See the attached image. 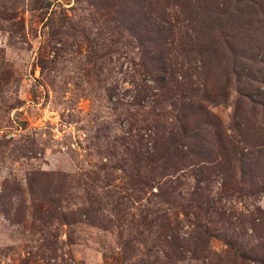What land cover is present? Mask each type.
<instances>
[{"label":"rangeland","instance_id":"obj_1","mask_svg":"<svg viewBox=\"0 0 264 264\" xmlns=\"http://www.w3.org/2000/svg\"><path fill=\"white\" fill-rule=\"evenodd\" d=\"M92 1L0 0V264H251L234 250L264 245V0ZM140 13L181 75L161 96ZM187 104L189 137L210 124L184 147ZM215 122L256 147L234 173Z\"/></svg>","mask_w":264,"mask_h":264},{"label":"trees","instance_id":"obj_2","mask_svg":"<svg viewBox=\"0 0 264 264\" xmlns=\"http://www.w3.org/2000/svg\"><path fill=\"white\" fill-rule=\"evenodd\" d=\"M83 1L87 2L89 5H93L92 0H83ZM148 17H149L148 14L146 15V14L140 13L137 17L138 19L136 20V22L130 27V30H132L134 34H138L140 37H144L142 41H140V47L142 49V54H143L142 57L145 60V63L143 66L144 74L148 76L149 82H153L157 85V88H158L157 94L160 95L161 93L163 94L164 92H171L175 88H177V86L179 85V79H181V75H179V72L172 71L174 76L167 77V78L165 77V74H167V71H171L166 67L165 57L163 55L164 54L163 48L166 46L167 38L162 35V33L165 32V31H162V29L166 30V27H164V25L160 23L152 22L150 19H148ZM155 32H156V36H154ZM141 33H143V35ZM146 44L148 45V47L146 46ZM236 66H237V71L235 75L237 78H239L241 74L244 71H246V69L243 68L242 59L240 60V64L238 62L236 63ZM175 75H176V79L174 78ZM140 90L143 92V98L145 99L147 97L145 93V88L140 89ZM255 95L257 97L262 96L261 94H255ZM187 106L189 108V113H185V111L184 112L182 111L183 117L179 116V114L177 113L176 122H175V124L177 123L175 127L178 128L175 140L178 141L180 145H183L184 147L189 146L190 144L188 142L189 139L191 138H196V140L199 139L197 134L201 133L200 132L201 128L205 125L210 124V121L208 120V118H205L203 116L202 118L204 119L201 118L198 121L197 123L198 127L196 128L194 127L192 129L191 136L189 137V133L187 132L188 130L182 123V120L186 122V125L188 126L192 116L198 117V113L200 112V110H202V107H201V104L200 105L199 104L198 105L187 104ZM215 123H216L215 134L217 135L220 141L219 150H218L219 155H216L218 164L221 166L222 171L228 170L234 173L237 170L234 163L236 162L235 156L238 151V147L242 149L248 148V150L256 148V147L253 144L249 145L247 143V139L242 135L243 127L240 124H237L235 126V129H233L234 135L236 136H232V133L229 132L227 129H224L221 125H218V122H215ZM185 136L187 137L185 138ZM261 147L259 145V149ZM164 150L166 149L164 148ZM197 156L198 154L191 155V157L196 161L195 162L196 165L201 164V163H203L204 165L207 163L214 162V159H209L206 162L204 159H198ZM244 160H245L244 155L241 154L239 161H238L239 164H242L240 166L241 171L243 170V168L249 167V170L251 171L250 173H252V175H254L257 178L259 175L255 173L257 171L254 172V169L256 170L257 168H259L262 171L264 170V164H263V161H261L262 159L259 160L260 162L254 164V169H252V166L250 162H248V160L246 162ZM190 161H191V158H190ZM241 180L242 182H244V176H242V178H240L238 182L240 183ZM256 193H264V184H262L261 187L258 188V191L256 189V192L251 193V196L255 195ZM205 203H211V202H205ZM248 217L251 218L252 221L258 220V223L260 224L264 222L262 218L257 217V215H254V213H251L250 216ZM253 230L255 231L254 227H253ZM259 238L260 240L263 238V240L261 241L264 242V236H259ZM260 246H261L262 252L260 254H255L254 252H252L254 256L252 254L249 255L246 251L241 252L236 249L234 251L238 255V258H240L241 261L250 262L251 264H264V245H260Z\"/></svg>","mask_w":264,"mask_h":264}]
</instances>
